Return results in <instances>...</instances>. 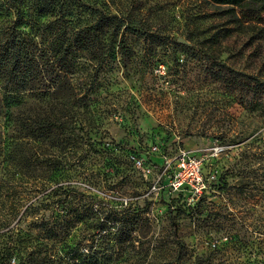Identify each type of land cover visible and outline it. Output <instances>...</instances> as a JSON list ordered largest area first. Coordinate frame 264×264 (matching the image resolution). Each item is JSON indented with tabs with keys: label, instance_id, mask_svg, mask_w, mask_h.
<instances>
[{
	"label": "rangeland",
	"instance_id": "rangeland-1",
	"mask_svg": "<svg viewBox=\"0 0 264 264\" xmlns=\"http://www.w3.org/2000/svg\"><path fill=\"white\" fill-rule=\"evenodd\" d=\"M44 1L0 0V47L32 61L19 104L0 89V264H264V11L225 37L211 0H105L138 27L73 50L65 76L58 9L82 26L94 0ZM35 113L67 125L65 150ZM179 149L209 180L191 206L159 171Z\"/></svg>",
	"mask_w": 264,
	"mask_h": 264
},
{
	"label": "trees",
	"instance_id": "trees-1",
	"mask_svg": "<svg viewBox=\"0 0 264 264\" xmlns=\"http://www.w3.org/2000/svg\"><path fill=\"white\" fill-rule=\"evenodd\" d=\"M42 1L44 12H49L51 5L47 1ZM110 1L115 4L114 0ZM211 1L214 4V8L220 10L219 15H216L214 12L210 14L202 13L201 15L205 17L219 16L218 18L224 21L221 26L225 37L228 36L226 34L231 32L232 29H238L240 26L243 27L244 22L258 23L257 21L259 20L260 13L264 11V0ZM66 6L69 7L65 3V5L63 4L58 9V12L62 15V23H60V28L54 34L48 46L49 55L52 57L54 65H56L59 70H62L63 73L67 67L66 63L68 62V57L73 50H88L95 45L102 46L105 36H107L106 39L111 41L116 32L122 27H124V29H130L132 27H138L139 25L131 16L121 15L120 11H117V13L110 11L105 0H94V3L88 8V14L93 20L82 26H76L72 19L66 20V16L72 14L69 9L67 11V9L64 8ZM86 9L87 7H85V10ZM27 51L21 48L18 50H11L7 44L4 47H0V76L3 73L7 76V78H4L5 82L0 85V89L3 92V101L7 106L11 107L14 104H19L18 98L16 99L14 94L18 93V91L25 90L27 87L25 81L16 82L18 74L20 75L23 72L31 71V66L29 64L32 61L29 59L31 57ZM100 64L101 63H99V65ZM64 75L66 76V72ZM9 77L11 78L9 79ZM62 82L63 84L64 82L68 83L65 77L62 81L60 77L59 84H61V86ZM20 83H22V85H20ZM53 99L55 100V97H53ZM27 126L31 135L36 132H38L40 136H44V134L50 131L58 132V136L61 135L62 137V149L64 150L67 147L68 138L72 137V132L64 122H56L52 118L41 116L38 113H35L33 117L29 118ZM54 193L55 189L44 193L37 202L39 204L44 202Z\"/></svg>",
	"mask_w": 264,
	"mask_h": 264
},
{
	"label": "built area",
	"instance_id": "built-area-1",
	"mask_svg": "<svg viewBox=\"0 0 264 264\" xmlns=\"http://www.w3.org/2000/svg\"><path fill=\"white\" fill-rule=\"evenodd\" d=\"M138 164L141 163L138 161ZM142 169L147 175L149 170ZM159 171L167 178L168 194L181 197L187 205H195L208 191L209 180L204 177L202 159L190 150L179 149L173 157L164 158ZM160 188L159 180L151 186L152 191Z\"/></svg>",
	"mask_w": 264,
	"mask_h": 264
},
{
	"label": "water",
	"instance_id": "water-1",
	"mask_svg": "<svg viewBox=\"0 0 264 264\" xmlns=\"http://www.w3.org/2000/svg\"><path fill=\"white\" fill-rule=\"evenodd\" d=\"M177 41L180 42L181 44H184V45H188L189 44L187 41H185L182 38H178Z\"/></svg>",
	"mask_w": 264,
	"mask_h": 264
}]
</instances>
